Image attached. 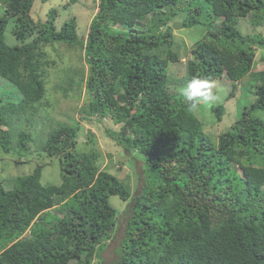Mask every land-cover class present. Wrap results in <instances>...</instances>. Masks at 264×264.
Listing matches in <instances>:
<instances>
[{"label": "trees", "instance_id": "obj_1", "mask_svg": "<svg viewBox=\"0 0 264 264\" xmlns=\"http://www.w3.org/2000/svg\"><path fill=\"white\" fill-rule=\"evenodd\" d=\"M198 1L208 4L209 18L190 48L186 83L225 76L233 82L229 99L244 76L256 81L253 101L224 124L217 142L166 83L169 62L181 59L172 49L175 13L166 8L178 5L183 25L192 26ZM33 2L0 0V78L19 93L17 101L0 97V150L10 153L13 140L29 146L31 134L19 126L45 97L52 61L44 47L58 42L87 64L82 118L110 126L120 162H142V184L133 193L123 170L100 168L93 148L77 151L78 120L57 125L40 149L58 159L59 184L41 183L43 164L9 188L0 178V264H92L118 226L113 195L128 202L113 264H264V120L255 115L264 110V33L254 32L264 28V0H99L85 39L74 16L59 28L55 9L34 20ZM9 19L14 45L4 36ZM240 19L252 31L243 33ZM210 110L223 124L225 106Z\"/></svg>", "mask_w": 264, "mask_h": 264}, {"label": "rangeland", "instance_id": "obj_2", "mask_svg": "<svg viewBox=\"0 0 264 264\" xmlns=\"http://www.w3.org/2000/svg\"><path fill=\"white\" fill-rule=\"evenodd\" d=\"M98 2L99 0H34L30 15L34 20H44L47 12L55 9L57 17L54 23L58 28L66 19L74 16L77 21L78 34L85 39L89 22L98 8ZM200 5V14L197 15L199 22L192 26L183 25V20L186 18L184 16L186 15L180 11L178 5L166 8L167 13H175L172 15V22L170 23L174 35L172 49L181 57L177 61L169 62L166 83L169 90L179 96H181L180 90L186 85L184 78L185 63L190 48L196 40L203 36L207 29L205 22L209 18V6L203 1L196 2V6L200 7ZM174 24L177 25L176 28L173 27ZM238 27L243 33L252 31L249 23L245 20L240 19ZM11 28L12 22L9 19L4 30V36L7 44L14 45L17 40L11 32ZM136 28L139 29L140 26L136 25ZM255 31L264 33V28L258 26L254 29ZM44 50L47 57L52 61L46 70V94L41 100L37 114L28 120L22 119L19 126L21 130L31 134L32 140L28 142L30 147H18L15 140H13L14 148L10 153H4L0 150V178L4 180V186L9 188L13 184L12 178L31 172L37 164L44 165L40 179L42 184H59L61 178L58 159L43 152L40 149V144L45 139L46 134L56 128L57 125L61 123L72 124L78 120L79 132L76 138V150L87 151L90 148L96 150L99 155L100 168L110 170L112 173L116 169L123 170L126 177L124 175L119 176L121 175L120 172L114 174L127 179L130 182L132 192L135 193L142 184V178L140 177L142 162L136 161V164H134L135 157L130 156L125 163H121L120 161L125 158L122 156L124 152H121V148L106 135L105 128L110 126L95 118L84 120L79 112V108L86 99L84 83L80 81L81 74L85 77L87 73V64L83 59V55L80 56L78 50L58 42L46 45ZM256 59H258L257 66L260 69L263 67L261 66L263 63L260 61L258 52L256 53ZM70 76L74 80L73 82H68L67 77ZM5 82L0 78V97L6 101H17L18 91L13 86H7ZM214 82L213 92L220 97L217 102L223 104L228 111L223 118V124L216 122L210 108L202 106L194 113L201 120L203 131L214 142H217L218 134L223 131L224 124L236 119L243 107L253 101L252 91L256 81L249 75L244 76L237 84L235 97L229 99H227V94L233 82L225 76L215 79ZM255 115L264 120V110H258ZM18 160L24 162L16 163L15 161ZM110 203L120 212L118 226L113 238L107 242L106 248L101 252L100 258H95L92 264H113L116 259V247L123 237L126 217L123 211L128 202H123L118 196L113 195L110 197Z\"/></svg>", "mask_w": 264, "mask_h": 264}, {"label": "clouds", "instance_id": "obj_3", "mask_svg": "<svg viewBox=\"0 0 264 264\" xmlns=\"http://www.w3.org/2000/svg\"><path fill=\"white\" fill-rule=\"evenodd\" d=\"M215 82L203 75L193 76L180 90L181 96L187 102L190 112L198 111L202 106L211 108L220 97L213 92Z\"/></svg>", "mask_w": 264, "mask_h": 264}, {"label": "water", "instance_id": "obj_4", "mask_svg": "<svg viewBox=\"0 0 264 264\" xmlns=\"http://www.w3.org/2000/svg\"><path fill=\"white\" fill-rule=\"evenodd\" d=\"M173 27H174V28H176V27H177V25H176V24H174V25H173Z\"/></svg>", "mask_w": 264, "mask_h": 264}]
</instances>
